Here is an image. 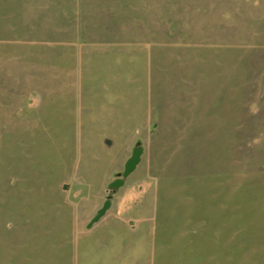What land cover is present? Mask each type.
Listing matches in <instances>:
<instances>
[{
	"label": "rangeland",
	"instance_id": "1",
	"mask_svg": "<svg viewBox=\"0 0 264 264\" xmlns=\"http://www.w3.org/2000/svg\"><path fill=\"white\" fill-rule=\"evenodd\" d=\"M135 0H0V264H127Z\"/></svg>",
	"mask_w": 264,
	"mask_h": 264
},
{
	"label": "water",
	"instance_id": "2",
	"mask_svg": "<svg viewBox=\"0 0 264 264\" xmlns=\"http://www.w3.org/2000/svg\"><path fill=\"white\" fill-rule=\"evenodd\" d=\"M129 171H130V158L124 165L123 173L121 174L119 173L118 177H116L108 184L107 189L109 194H107V196L105 197V201L103 202L102 207L96 211L89 225L86 226L87 229H90L92 226L97 224L101 220V218L105 216L107 210L111 208L113 195H115L119 191V189H121L125 185V181L129 177Z\"/></svg>",
	"mask_w": 264,
	"mask_h": 264
}]
</instances>
